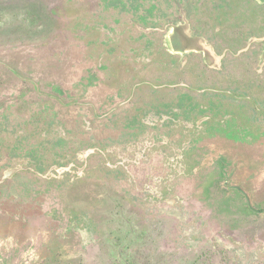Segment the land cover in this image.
I'll return each instance as SVG.
<instances>
[{
    "label": "rangeland",
    "instance_id": "374dc122",
    "mask_svg": "<svg viewBox=\"0 0 264 264\" xmlns=\"http://www.w3.org/2000/svg\"><path fill=\"white\" fill-rule=\"evenodd\" d=\"M80 1L0 0V264H264V101L241 111L244 131L236 132L221 128L226 106L157 87L175 81L156 61V33L166 48L182 17L176 7L205 25L223 0H94L86 11L98 13L99 41L113 38L124 12L130 17L118 29L130 47L101 74L91 39L79 37ZM252 26L242 27L264 36V25ZM181 106L186 115L176 117ZM147 113L173 119L152 127ZM150 137L159 149H144ZM119 147L130 162L104 167L121 161L112 153ZM140 147L148 177L171 174L175 154L188 164L174 191L186 203L176 211H151L138 183L125 184ZM222 232L242 236L240 244Z\"/></svg>",
    "mask_w": 264,
    "mask_h": 264
},
{
    "label": "flooded vegetation",
    "instance_id": "af4514ba",
    "mask_svg": "<svg viewBox=\"0 0 264 264\" xmlns=\"http://www.w3.org/2000/svg\"><path fill=\"white\" fill-rule=\"evenodd\" d=\"M94 2V0L79 2L81 14L77 15V22L80 40L83 41L84 36L88 40L89 38L91 39L90 47L92 53L90 59L91 62L96 63L94 71L101 74L102 71L100 69H105L107 72L111 71L110 57L116 55V51H126V47H130L131 35L127 37L126 33L121 35L118 31L121 26L125 27L126 19L130 17L124 12L123 16L117 19L119 21V23H116L117 28H114V31L110 34L113 38L108 41L105 40V42L99 41L100 37L98 35H103V33L100 28L95 26L96 21L99 19L98 13L94 9L86 11L87 7L96 5ZM98 2L96 3L99 4ZM257 5H263V7ZM257 9H260V11ZM216 10L218 13L213 12V7L208 8L204 21L205 25H201L203 20H201L200 16H195L194 13L189 11L185 12L182 7H176V12L179 13V17L180 15L182 17L179 24L173 26L172 35L169 36L166 48H163L161 34L156 33V39H158L156 42V54H158L156 61L160 64L161 73L163 75L170 74L175 81L157 85V87L185 89L194 95V99L203 96V104L209 106V109H211L212 105L220 104L221 107L226 106L220 116L228 124L221 128L236 132L239 130L244 131L245 118L241 111L250 104L258 103L259 105L264 101L262 100L264 97L261 96L264 89V48H259L260 41L264 42V36L260 37L259 33L249 36L242 26L244 23L251 24L253 28L259 30L264 25V0H223ZM162 21L163 18L161 16L157 22L162 25ZM120 42H122L121 49H119L121 46ZM109 47L112 49H109ZM245 90H247L248 94L246 96L244 95ZM173 111L176 112V117L186 115V108L182 106L173 109ZM148 116L149 119L147 117L144 123L152 127L155 124L154 122L165 126L169 124V119H173L171 115H164L163 113L157 116ZM263 119L264 117H260L258 122L264 123ZM246 123L254 124L253 121H246ZM233 126L235 127L229 128ZM187 127L192 128L191 125ZM152 142H155V138L150 137L149 140L145 138L144 149L147 148L146 150L148 151L150 144L155 149L160 148L161 143L154 146ZM126 148L129 151H133L130 147ZM144 149L140 147L138 151H135V158L139 160L138 162L134 161L126 166L125 173L129 176V179L126 180L125 184L130 186L134 182L138 183L135 192L151 211H165V205L176 211L175 207L186 203L184 202V197L174 191L176 190V180L180 176L188 175V164L185 160L181 163L182 161H179L181 155L175 154V157L171 156L172 158H170L171 162L174 161L173 164L169 163L174 168L171 174L170 171L166 170L163 174L161 172L160 176L152 174L148 177L147 175L151 173L152 167L151 164L149 165L150 157H144V154H142L144 153L142 151H145ZM117 151H121V148L119 147L115 151L112 150V153L115 152L117 154ZM175 151L180 153L179 148L175 149ZM117 157L121 161L112 165L114 167H104L115 170L119 164L125 167L124 163L130 162L128 159L123 160L118 154ZM169 165L166 166L168 167ZM12 172V170L7 171L2 180L4 181L5 177L7 178ZM128 176L126 177L128 178ZM44 195H48V193ZM47 199H44V206L51 204ZM35 205L36 199L32 198L31 209H36ZM49 206L51 207V205ZM263 210L264 208L260 209L259 212ZM43 216H45L44 213ZM206 221L211 223L209 219H206ZM262 227L264 228V225ZM244 234L248 235V232ZM222 237L228 239L226 240L228 243L232 241L240 244L239 239L242 236L235 238L225 233Z\"/></svg>",
    "mask_w": 264,
    "mask_h": 264
},
{
    "label": "bare ground",
    "instance_id": "6f19581e",
    "mask_svg": "<svg viewBox=\"0 0 264 264\" xmlns=\"http://www.w3.org/2000/svg\"><path fill=\"white\" fill-rule=\"evenodd\" d=\"M191 47H192V45H191ZM147 115H148V113H147ZM148 119H149V116H148ZM150 121H151V120H150ZM150 121H149V122H150Z\"/></svg>",
    "mask_w": 264,
    "mask_h": 264
},
{
    "label": "crops",
    "instance_id": "0c3cea01",
    "mask_svg": "<svg viewBox=\"0 0 264 264\" xmlns=\"http://www.w3.org/2000/svg\"><path fill=\"white\" fill-rule=\"evenodd\" d=\"M264 211V210H263Z\"/></svg>",
    "mask_w": 264,
    "mask_h": 264
}]
</instances>
